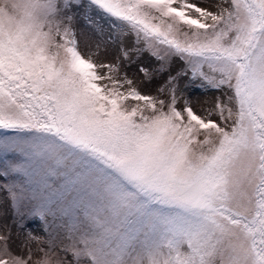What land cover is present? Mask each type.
Returning a JSON list of instances; mask_svg holds the SVG:
<instances>
[{
	"label": "snow or ice",
	"instance_id": "snow-or-ice-1",
	"mask_svg": "<svg viewBox=\"0 0 264 264\" xmlns=\"http://www.w3.org/2000/svg\"><path fill=\"white\" fill-rule=\"evenodd\" d=\"M36 4L13 31L0 15V190L47 249L33 260L0 235V264H264V0ZM75 8L121 45L133 35L157 72L182 61L170 99L84 55ZM184 76L214 107L193 109Z\"/></svg>",
	"mask_w": 264,
	"mask_h": 264
},
{
	"label": "rangeland",
	"instance_id": "rangeland-1",
	"mask_svg": "<svg viewBox=\"0 0 264 264\" xmlns=\"http://www.w3.org/2000/svg\"><path fill=\"white\" fill-rule=\"evenodd\" d=\"M212 2L215 3L218 2V0H212ZM213 10L215 9L213 8ZM73 15L75 19L69 27L73 29L77 39L78 48L84 55H92V58L98 62L109 63L111 59L108 53H118L119 61H117V64H120L121 66V74L126 75L129 79H132L134 85L139 91L143 94H151L153 96L161 93L158 98L165 99L166 101L170 99L168 94L166 92H160V89L167 85L170 76H175L177 71L184 67L182 61L178 58H174L168 66L167 71L157 72V69L161 64L160 61L152 57L148 52H142L138 55L135 51H131V49L135 46L133 35H129L128 40H125L123 37V45H121L120 38H116L115 41H113L112 34L109 31L106 30L103 34H99L96 30H94V28L87 23L88 17L83 15V9L75 8L73 10ZM99 19L100 17H97V20ZM105 28L107 29V25H105ZM107 40H109V42H107ZM124 43H126V45H124ZM122 46L124 49L129 50V61L127 63H120L121 61H124L121 50ZM142 46V44L139 45V47ZM141 68H145L152 73L151 80H147L145 78L144 73L140 71ZM125 72L128 73L125 74ZM135 73L138 74V76H135ZM143 80L158 83V88L156 90H153L151 87L144 88L140 84V81L143 82ZM187 80H189L188 76L181 77L178 83L179 87L185 88V82H187ZM192 88H194L193 90L197 93H206V97L211 98L212 100L211 107H214L217 93L203 90L195 86H192ZM192 88L191 86L185 88L186 90L184 92L187 93L188 91H191ZM182 102L183 98H181V103ZM197 104L198 102H196L195 105L197 106ZM181 106L183 105L181 104ZM196 111L201 113L197 108ZM7 158L16 159L17 157L9 155ZM0 166H2V161H0ZM2 183H6V181L0 179V184ZM0 210L5 213L4 215H0V235L7 234L9 236L8 244L10 246V250L14 254L25 257L27 256L28 251L31 250L33 260L38 259L41 255L39 250L41 248L47 249L45 241L48 239L41 221L25 217L23 227H20V220L13 215L10 204L7 202V193L3 190H0ZM4 226H6V231ZM29 231L33 234V236L38 237L39 239L28 241L27 246L22 248L20 245L27 240V233ZM67 242L68 241L64 239L63 233H61L60 238L56 241V243L61 246L63 243ZM58 250L59 249H57V251ZM68 259L71 260V256H68Z\"/></svg>",
	"mask_w": 264,
	"mask_h": 264
},
{
	"label": "clouds",
	"instance_id": "clouds-1",
	"mask_svg": "<svg viewBox=\"0 0 264 264\" xmlns=\"http://www.w3.org/2000/svg\"><path fill=\"white\" fill-rule=\"evenodd\" d=\"M0 10L6 31L15 30L21 20L38 13L36 0H0Z\"/></svg>",
	"mask_w": 264,
	"mask_h": 264
},
{
	"label": "bare ground",
	"instance_id": "bare-ground-1",
	"mask_svg": "<svg viewBox=\"0 0 264 264\" xmlns=\"http://www.w3.org/2000/svg\"><path fill=\"white\" fill-rule=\"evenodd\" d=\"M128 36H125L124 39L125 40H128ZM107 42H109V40H107ZM124 45H126V43H124ZM106 54V53H105ZM109 56H110V59L111 61L109 63L111 64H117V61H119V57H118V53H108ZM123 54V53H122ZM121 61V60H120ZM129 61V58L128 59H124V61H121L120 63H127ZM128 73V72H125V74ZM135 76H138V74L135 73ZM152 82V83H151ZM189 82V80H187V82H185V84H187ZM150 83V84H149ZM140 84L145 88V87H151L153 90H156L158 88V83L156 82H153V81H146V80H143L140 81ZM179 87V85H178ZM192 88V86H191ZM180 90H183L185 91L186 89L185 88H180ZM194 88H192L191 91H188L186 94L191 97V106L193 107V109L196 110V108L198 109L199 112L203 113L205 109L207 108H211L212 106V100L211 98H208L206 97V93H203V92H196L193 90ZM161 94V93H160ZM160 94H157L156 97H159ZM155 96V95H154ZM183 98V97H181ZM181 98L180 100L178 101V105L181 106V104L183 105V102L181 103ZM196 102H198L197 106L195 105Z\"/></svg>",
	"mask_w": 264,
	"mask_h": 264
}]
</instances>
